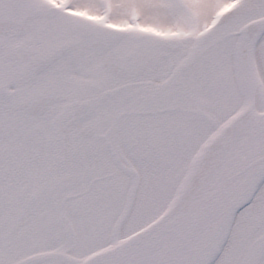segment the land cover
Returning a JSON list of instances; mask_svg holds the SVG:
<instances>
[{
	"label": "snow or ice",
	"instance_id": "1",
	"mask_svg": "<svg viewBox=\"0 0 264 264\" xmlns=\"http://www.w3.org/2000/svg\"><path fill=\"white\" fill-rule=\"evenodd\" d=\"M0 264H264V0H0Z\"/></svg>",
	"mask_w": 264,
	"mask_h": 264
}]
</instances>
